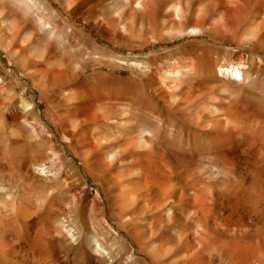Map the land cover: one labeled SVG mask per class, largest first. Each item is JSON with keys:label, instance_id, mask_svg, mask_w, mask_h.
<instances>
[{"label": "rangeland", "instance_id": "374dc122", "mask_svg": "<svg viewBox=\"0 0 264 264\" xmlns=\"http://www.w3.org/2000/svg\"><path fill=\"white\" fill-rule=\"evenodd\" d=\"M125 2L0 0V264H72L77 247L139 264L155 191L139 195L161 167L178 186L180 163L264 193V28L251 43L218 30L155 35ZM263 5L236 0L229 32ZM241 53L244 76L232 73ZM36 247L46 253L32 262Z\"/></svg>", "mask_w": 264, "mask_h": 264}, {"label": "bare ground", "instance_id": "6f19581e", "mask_svg": "<svg viewBox=\"0 0 264 264\" xmlns=\"http://www.w3.org/2000/svg\"><path fill=\"white\" fill-rule=\"evenodd\" d=\"M157 1L159 0H126L127 6L132 11L140 10L142 14L144 12L142 16L144 25L147 23L145 17L154 20L155 26L152 31L155 35L162 34L164 30L171 28L178 35H200L210 39L211 34L218 30L230 34L232 39L242 34L244 40L251 43L253 37L257 39L256 35L264 28V7L257 6L259 8H256L253 16H248L244 24L239 23L233 26L230 33L225 17L235 16L237 13L236 0H172L171 2L163 0L159 4V11L163 18L158 23L154 14L158 8L153 7L154 4L156 6ZM211 6L219 7L220 14L209 13L208 8ZM262 39L264 37H259L258 40ZM239 56L240 60L233 66L232 73L244 76L246 64L250 62L243 59L242 53ZM160 169L162 175L151 184L152 187H143L139 195V198L148 197L153 188L157 197H154L152 204H149L152 205L150 208L154 212L152 230L140 242L146 257H140L137 263L264 264V244L257 239L259 234L264 232V193L257 199L254 197V190H246L243 195H240V188L225 185L222 181L221 183L208 181L200 170L185 167L180 163L174 167L182 181L178 186L173 182V175L165 172V167ZM208 190L212 194L211 199L206 197ZM184 202L190 207L187 213L179 210L181 206L178 207ZM170 203H172L171 209L178 207V210L173 215L164 214V209ZM224 225H227L225 231ZM243 225L247 227L245 228L247 233L252 236V242L241 238L244 234L240 231ZM186 229L188 231L184 234ZM134 240L138 242L137 237H134ZM3 245L0 241V248ZM74 252L76 261L72 264H103L105 262L91 253L88 254V259L83 258L85 251L81 247H77ZM45 253V250L42 252L36 247L32 249L33 259H30L35 262V259H42ZM63 260L62 264H68L66 257Z\"/></svg>", "mask_w": 264, "mask_h": 264}, {"label": "built area", "instance_id": "2783aa9c", "mask_svg": "<svg viewBox=\"0 0 264 264\" xmlns=\"http://www.w3.org/2000/svg\"><path fill=\"white\" fill-rule=\"evenodd\" d=\"M68 229H71L73 231V233L75 235H77V231H76V228L74 226L70 225ZM69 233H71V232L69 231ZM73 233H71V234H73Z\"/></svg>", "mask_w": 264, "mask_h": 264}]
</instances>
